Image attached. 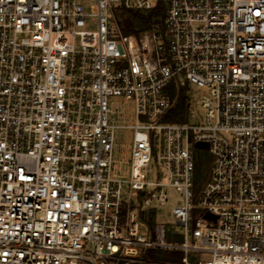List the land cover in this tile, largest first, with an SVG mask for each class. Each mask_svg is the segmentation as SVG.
Instances as JSON below:
<instances>
[{"label": "built area", "instance_id": "1", "mask_svg": "<svg viewBox=\"0 0 264 264\" xmlns=\"http://www.w3.org/2000/svg\"><path fill=\"white\" fill-rule=\"evenodd\" d=\"M0 264H264V0H0Z\"/></svg>", "mask_w": 264, "mask_h": 264}, {"label": "trees", "instance_id": "2", "mask_svg": "<svg viewBox=\"0 0 264 264\" xmlns=\"http://www.w3.org/2000/svg\"><path fill=\"white\" fill-rule=\"evenodd\" d=\"M161 15V7L157 6L153 10L142 13L134 10L119 9L117 12L118 22L120 29L124 34H133L138 36L140 33L145 31L150 25L153 18ZM166 93L172 100V107L165 113L162 120L168 122H185L186 116V95L185 87L180 86L177 81L171 80L166 88ZM204 171L203 173L200 169ZM195 175L196 182L204 181L207 178L206 167L203 166L202 162L195 160ZM153 218V213L149 214V220ZM179 240V237H176ZM160 256L163 261L178 262L181 257V252H159L158 255L149 254V257L156 258Z\"/></svg>", "mask_w": 264, "mask_h": 264}, {"label": "rangeland", "instance_id": "3", "mask_svg": "<svg viewBox=\"0 0 264 264\" xmlns=\"http://www.w3.org/2000/svg\"><path fill=\"white\" fill-rule=\"evenodd\" d=\"M117 12H118V10L115 12V17H116L117 23L119 25ZM142 13H145V12H142ZM119 27H120V25H119ZM179 85L185 87V95L187 97L188 87L186 86V84L182 80L179 81ZM117 109H118V119L119 120H121V121L122 120H129L131 118L130 114L128 113L129 108L127 105L126 106L120 105ZM189 110H191V108H189V106H187V104H186V114H187L186 116H187V118L189 117V114H188ZM199 113H200L199 111H192L191 119H195L199 115ZM130 140H131V132L130 131L124 132L123 136H121L119 138V141L123 143V145L120 147V149L125 154H127L128 150H129ZM194 153H195V160H199L202 162L203 166L206 167L207 174H208L209 168H210V163H211V155L209 154L207 147L206 146L197 147L194 149ZM200 171L203 173L204 168H203V170L200 169ZM143 179H145V180L155 179V171L153 169H150L147 174L143 175ZM200 183H201V181H200ZM166 194H167V197L169 199V202L165 206H157L156 207L154 221L158 222V223H164L170 229V231H179V230H181V226L176 224L175 221L173 220V218L170 214V209H171V207L177 205V200L180 198V195L177 193V191L174 188H167ZM160 252H162V251H160ZM157 258L159 260H161L160 256H158Z\"/></svg>", "mask_w": 264, "mask_h": 264}, {"label": "water", "instance_id": "4", "mask_svg": "<svg viewBox=\"0 0 264 264\" xmlns=\"http://www.w3.org/2000/svg\"><path fill=\"white\" fill-rule=\"evenodd\" d=\"M205 216H206V217H210V215H208V214H206Z\"/></svg>", "mask_w": 264, "mask_h": 264}]
</instances>
